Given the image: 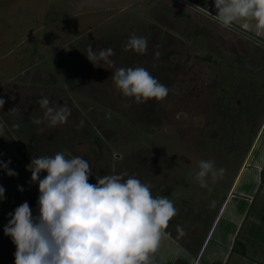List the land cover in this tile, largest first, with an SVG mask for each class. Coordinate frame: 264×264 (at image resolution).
<instances>
[{
  "label": "rangeland",
  "instance_id": "obj_1",
  "mask_svg": "<svg viewBox=\"0 0 264 264\" xmlns=\"http://www.w3.org/2000/svg\"><path fill=\"white\" fill-rule=\"evenodd\" d=\"M201 2L0 0V161L18 174L0 169V264H15L9 213L28 202L37 214L39 186L27 166L56 152L86 159L93 184L125 172L150 183L179 210L165 231L181 225L183 239L205 237L229 198L201 264H264V44ZM132 33L148 38L145 54L124 51ZM89 45L97 54L111 47L115 67H144L172 91L133 102L117 90L114 68L87 58ZM41 96L71 109L66 123H33L44 117ZM200 160L215 161L223 178L201 187ZM249 206L235 250L219 263L218 246L229 252Z\"/></svg>",
  "mask_w": 264,
  "mask_h": 264
},
{
  "label": "clouds",
  "instance_id": "obj_2",
  "mask_svg": "<svg viewBox=\"0 0 264 264\" xmlns=\"http://www.w3.org/2000/svg\"><path fill=\"white\" fill-rule=\"evenodd\" d=\"M256 5L259 10L253 11ZM215 7L224 25L241 13L264 17V0H215ZM147 45V37L132 33L123 47L143 55ZM114 55L111 47L98 54L91 45L87 50V58L94 65L103 61L114 68L112 80L124 97L140 104L163 100L172 91L144 67H115L110 59ZM155 55L158 58L159 53ZM37 103L45 110L42 119H33L37 125L45 120L50 126L63 124L71 114L67 105L51 107L47 96H41ZM4 104L0 99V108ZM82 126L83 121L78 127ZM9 163L0 161V169L8 176L18 175ZM27 167L32 173L31 183L39 186L38 210L33 215L24 202L9 213L4 234L16 245L15 264H153L152 254L170 235L165 230L179 211L167 196H154L150 183L126 172L97 176V182L90 183V163L63 152L32 158ZM198 169L195 180L203 188L208 187L209 178L215 183L225 173L213 160H200ZM42 172L47 173L43 178ZM3 199L5 189L0 186V201ZM176 231L179 236L186 234L181 225Z\"/></svg>",
  "mask_w": 264,
  "mask_h": 264
},
{
  "label": "crops",
  "instance_id": "obj_3",
  "mask_svg": "<svg viewBox=\"0 0 264 264\" xmlns=\"http://www.w3.org/2000/svg\"><path fill=\"white\" fill-rule=\"evenodd\" d=\"M208 3V6L205 4ZM204 4L206 7L210 8L211 10L215 11L217 13V9L215 7V0H202L201 4ZM259 6L256 5L253 8V11H258ZM232 23H235L241 27L244 28V30L249 31L252 35H254L257 40L259 39L262 44H264V17L255 16V15H247L244 13H241L238 15V17L232 21ZM248 26L252 28V31L248 30ZM264 122V120H263ZM256 143V142H255ZM255 145V144H254ZM254 147V146H253ZM240 176V175H239ZM237 182V181H236ZM229 200V198H228ZM228 200L225 202L223 207L221 208V211L219 215L215 218L213 221L210 231L208 234L205 235V237H188L187 239H183L182 236H179L177 231L176 233H171L170 235H166L160 244L159 249L152 254L153 261L157 260L161 262L163 260L164 264H181L180 259H183L184 261L187 260V258H193L194 262H199L201 264L202 258L207 254V252L210 250V244L213 238V235L215 234L218 226L220 225V220L222 217L223 209L226 207ZM248 211L245 214V217L242 221V224L240 228L238 229V232L236 236H234L233 243L231 245V248L229 249V252L227 254H224V251L222 250V247L218 246V251L220 252L218 255H216V259L220 260L219 263L226 262L229 253L231 251H234L233 248L236 246L237 236L240 233V230L244 224V221L247 218L248 212L250 210V206L248 207ZM237 238V239H236ZM242 248L243 250H247V243L246 241L242 240ZM244 251L241 253L243 254ZM160 252V253H158ZM188 261V260H187ZM212 262V261H211ZM162 264V263H160ZM183 264H188L187 262H183ZM210 264V263H208Z\"/></svg>",
  "mask_w": 264,
  "mask_h": 264
},
{
  "label": "trees",
  "instance_id": "obj_4",
  "mask_svg": "<svg viewBox=\"0 0 264 264\" xmlns=\"http://www.w3.org/2000/svg\"><path fill=\"white\" fill-rule=\"evenodd\" d=\"M191 1L199 3L200 0H191ZM34 142H37V141H35V137L31 138V140L29 142V150L33 154L37 151V147L33 145ZM37 145H38V142H37ZM36 153H38V152H36ZM261 179H262V183L264 184V170L261 172ZM263 219H264V216H263ZM235 248H236V246L233 248V250H235Z\"/></svg>",
  "mask_w": 264,
  "mask_h": 264
},
{
  "label": "water",
  "instance_id": "obj_5",
  "mask_svg": "<svg viewBox=\"0 0 264 264\" xmlns=\"http://www.w3.org/2000/svg\"><path fill=\"white\" fill-rule=\"evenodd\" d=\"M263 128H264V125H263Z\"/></svg>",
  "mask_w": 264,
  "mask_h": 264
},
{
  "label": "flooded vegetation",
  "instance_id": "obj_6",
  "mask_svg": "<svg viewBox=\"0 0 264 264\" xmlns=\"http://www.w3.org/2000/svg\"><path fill=\"white\" fill-rule=\"evenodd\" d=\"M191 1V0H190ZM262 43V42H261Z\"/></svg>",
  "mask_w": 264,
  "mask_h": 264
}]
</instances>
